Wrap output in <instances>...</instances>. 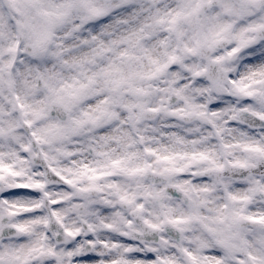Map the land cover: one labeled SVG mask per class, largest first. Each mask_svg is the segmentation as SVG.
I'll use <instances>...</instances> for the list:
<instances>
[{
  "label": "clouds",
  "instance_id": "clouds-1",
  "mask_svg": "<svg viewBox=\"0 0 264 264\" xmlns=\"http://www.w3.org/2000/svg\"><path fill=\"white\" fill-rule=\"evenodd\" d=\"M0 264H264V0H0Z\"/></svg>",
  "mask_w": 264,
  "mask_h": 264
}]
</instances>
